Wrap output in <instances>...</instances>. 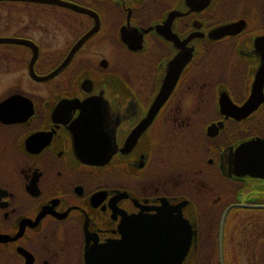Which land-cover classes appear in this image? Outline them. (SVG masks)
<instances>
[{"label":"flooded vegetation","instance_id":"af4514ba","mask_svg":"<svg viewBox=\"0 0 264 264\" xmlns=\"http://www.w3.org/2000/svg\"><path fill=\"white\" fill-rule=\"evenodd\" d=\"M183 220L181 264H264V0H0V264Z\"/></svg>","mask_w":264,"mask_h":264},{"label":"water","instance_id":"95a60500","mask_svg":"<svg viewBox=\"0 0 264 264\" xmlns=\"http://www.w3.org/2000/svg\"><path fill=\"white\" fill-rule=\"evenodd\" d=\"M98 145H93L95 149H93L92 151H86L85 154H90L95 158V159H91L92 162L105 163L108 160L109 151L106 152L105 149H100L102 147ZM75 146L78 145L75 144ZM99 153L106 155V157H104L103 159H98V158L96 159V156L98 157ZM251 163L248 162V165L245 166V169H248L249 167H253ZM179 225H180L179 232L181 235L180 238H177L176 240H170L168 237L158 238L157 236L154 238H150L148 240V246H146L143 249L142 251L143 254H141L140 257L136 256L137 255L136 252H134L132 255H128L132 259L131 264H181V261L184 257V254L190 242L191 233L189 229H187L188 226L185 220L180 222ZM163 226H166V224H163ZM155 234H160V233L155 232ZM163 234L170 235L173 234V232L165 231L163 232ZM185 237H187V239ZM107 247L109 249V246ZM169 249L174 250L173 255H168ZM162 252H164L166 255H163ZM117 260H118L117 264H119V259L117 258Z\"/></svg>","mask_w":264,"mask_h":264}]
</instances>
